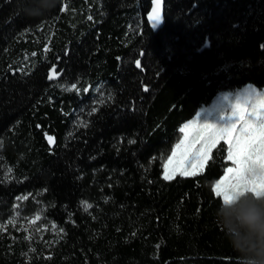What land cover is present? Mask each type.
Segmentation results:
<instances>
[{"label":"trees","instance_id":"trees-1","mask_svg":"<svg viewBox=\"0 0 264 264\" xmlns=\"http://www.w3.org/2000/svg\"><path fill=\"white\" fill-rule=\"evenodd\" d=\"M48 4L0 0V264H240L227 145L163 167L220 93L264 88V0H164L158 31L152 0Z\"/></svg>","mask_w":264,"mask_h":264},{"label":"snow or ice","instance_id":"snow-or-ice-1","mask_svg":"<svg viewBox=\"0 0 264 264\" xmlns=\"http://www.w3.org/2000/svg\"><path fill=\"white\" fill-rule=\"evenodd\" d=\"M233 115L236 117L235 122L226 127L204 125L203 131L194 132L191 138L186 134L181 144L177 145V148L184 145V151L177 158V166L184 164L192 154L196 161L195 167H201L203 159L207 157V150L219 140H224L232 167L226 168L224 175L212 187L214 195L221 198L224 204L232 203L243 192H251L258 198L264 197V101L253 104L250 111L236 109ZM190 127L192 125H185L180 131L186 132ZM196 144L200 147L193 151ZM173 156H176L175 150ZM168 178L166 166L165 179Z\"/></svg>","mask_w":264,"mask_h":264},{"label":"clouds","instance_id":"clouds-1","mask_svg":"<svg viewBox=\"0 0 264 264\" xmlns=\"http://www.w3.org/2000/svg\"><path fill=\"white\" fill-rule=\"evenodd\" d=\"M55 6L56 0H49L46 10ZM21 11L30 17L35 15L26 3L21 4ZM215 218L240 264H264V197L243 192L230 204L221 201Z\"/></svg>","mask_w":264,"mask_h":264},{"label":"rangeland","instance_id":"rangeland-1","mask_svg":"<svg viewBox=\"0 0 264 264\" xmlns=\"http://www.w3.org/2000/svg\"><path fill=\"white\" fill-rule=\"evenodd\" d=\"M261 101H264V88L259 89L253 85H246L234 92L220 93L209 106L201 108L192 120H190L189 122H187L182 126V128H184L185 125H192V127L186 129V132H182L181 140L185 137L186 134H189L190 132H195L197 128L199 129L201 126L204 125H211L213 126V128L226 127L231 122H235L236 117L233 115V113L236 109L243 108L250 111L251 106L253 104L258 105ZM237 127H239V124H237ZM181 140L179 141V143H181ZM221 141L224 142L223 139H221ZM176 149L179 148L176 147ZM175 153L176 155L179 154L177 152ZM208 158H209V154L207 155L206 158L203 159L201 167H193V168L190 167L187 170H185L184 173L186 175H195L202 172ZM173 159L174 158H172L165 164V170L163 173L164 178L166 175V166H167V174L169 175L168 179H171L176 175H181L182 173L181 170L183 168H181L180 166L178 168H175L176 169L175 171H177L178 173L172 174L174 167L173 164L175 163L172 161Z\"/></svg>","mask_w":264,"mask_h":264},{"label":"crops","instance_id":"crops-1","mask_svg":"<svg viewBox=\"0 0 264 264\" xmlns=\"http://www.w3.org/2000/svg\"><path fill=\"white\" fill-rule=\"evenodd\" d=\"M223 123H225V122H223ZM204 130V126H201L199 129L197 128V130L196 131H203ZM195 131V132H196ZM194 132H190L189 134H187V136L189 137V138H191V136H192V134H193ZM219 141H221V140H219ZM218 141V142H219ZM217 142V143H218ZM179 143V142H178ZM176 144L175 146H174V148H173V151L175 150V152H177V153H179V154H177L175 157L173 156V152H172V154L170 155V157L171 158H174L172 161L173 162H175L174 164H173V172H172V174H176V173H178L177 171H175L176 169L175 168H178V167H180L181 166V168H183L181 171L183 172V175H186L185 173H184V171L185 170H187L188 168H190V167H195V164H196V161H195V157L192 155V154H190L187 158H186V161H185V163L183 164V165H180V166H177V164H176V161H177V158L180 156V154L184 151V145H181V147H179V149H176V147H177V145H180L181 143H179V144ZM216 143V144H217ZM216 144H214V145H212L208 150H207V155L210 153V151H211V149L216 145ZM200 147V145L199 144H196V145H194V148H193V151H195V149H197V148H199ZM169 157V158H170ZM169 158L166 160V162L164 163V170H165V164L169 161ZM232 164V163H231ZM231 167H232V165H231ZM182 175V174H181Z\"/></svg>","mask_w":264,"mask_h":264},{"label":"water","instance_id":"water-1","mask_svg":"<svg viewBox=\"0 0 264 264\" xmlns=\"http://www.w3.org/2000/svg\"><path fill=\"white\" fill-rule=\"evenodd\" d=\"M150 28L158 31L164 24V0H152L151 9L146 17Z\"/></svg>","mask_w":264,"mask_h":264}]
</instances>
